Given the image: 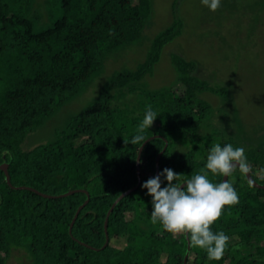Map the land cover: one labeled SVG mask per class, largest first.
Instances as JSON below:
<instances>
[{"label": "trees", "instance_id": "trees-1", "mask_svg": "<svg viewBox=\"0 0 264 264\" xmlns=\"http://www.w3.org/2000/svg\"><path fill=\"white\" fill-rule=\"evenodd\" d=\"M178 3L143 60L113 70L51 138L29 142L64 104L86 94L109 59L143 41L153 1L0 0V164H8L10 177L9 184L0 169V264L15 250L29 264H264V188L239 168L227 177L239 202L224 206L211 225L230 237L221 260L208 261L183 234L165 232L149 217L151 197L141 184L155 176L162 149L159 172L171 168L183 180L203 169L213 145L243 147L250 174L264 184V125L254 137L238 132L232 119L221 137L210 128L214 108L203 93L228 101L229 81L212 80V72L203 78L200 63L179 52L170 53L172 83L146 80L184 30ZM149 106L159 115L145 135L158 136L143 147L138 175L141 145L129 141ZM222 178L209 173L213 183ZM137 184L112 207L106 234L108 210Z\"/></svg>", "mask_w": 264, "mask_h": 264}, {"label": "rangeland", "instance_id": "rangeland-1", "mask_svg": "<svg viewBox=\"0 0 264 264\" xmlns=\"http://www.w3.org/2000/svg\"><path fill=\"white\" fill-rule=\"evenodd\" d=\"M152 1L153 18L144 32L143 41L129 47L118 59H109L86 94L64 104L52 119L31 135L29 142L51 138L56 126L92 100V94L99 90L104 78L113 70L123 66L133 68L145 58L152 37L173 18V0ZM178 2L177 12L185 21L184 30L164 46L152 76L146 78L147 82L158 87L175 80V71L169 61L171 52L196 59L202 66L197 70L198 75L209 78L212 72L215 76L212 80L229 81L234 90L228 101L211 92L203 93L206 95L203 98L214 108L210 128L221 131V137L223 126L232 119L238 125V132L254 137L264 125V0H222L215 12L202 5L200 0ZM19 262L29 264L23 250L13 251L7 264Z\"/></svg>", "mask_w": 264, "mask_h": 264}, {"label": "clouds", "instance_id": "clouds-1", "mask_svg": "<svg viewBox=\"0 0 264 264\" xmlns=\"http://www.w3.org/2000/svg\"><path fill=\"white\" fill-rule=\"evenodd\" d=\"M200 3L215 12L222 0H200ZM158 115L149 106L129 143L140 146ZM237 168L242 173L250 171L245 149L217 143L208 152L203 169L191 178L181 180L180 174L171 168L162 169L141 184L147 190L145 195L151 197V222L165 232L183 234L192 247L206 252L208 261L221 260L230 237L223 230L214 232L211 225L220 218L224 206L237 204L239 197L231 182L213 183L209 173L229 177Z\"/></svg>", "mask_w": 264, "mask_h": 264}, {"label": "water", "instance_id": "water-1", "mask_svg": "<svg viewBox=\"0 0 264 264\" xmlns=\"http://www.w3.org/2000/svg\"><path fill=\"white\" fill-rule=\"evenodd\" d=\"M156 136H158V135H153V136L147 138V139L141 144V146L139 147L138 155H137V159H136V167H137V173H138V175L140 174V158H141V154H142L143 147L145 146V144H146V142H147L148 140H150V139H152V138H154V137H156ZM166 144H167V142L165 143V145H166ZM162 152H163V149L157 154L156 159H155V162H156V172H155V175H157V174L159 173V159H160V156H161ZM7 167H8V164H7V163H2V164H0V169H2V170L5 172V178H6V181L10 184V177H9V174H8V171H7ZM245 175H246L247 180H248L251 184L255 185L256 187H262V188H264V184H260V183H258L257 181H255V179L252 177V175L250 174V172L245 173ZM224 180L226 181V180H227V177H224V176H223L222 181H224ZM222 181H221V182H222ZM138 184H139V182H138ZM138 184L135 185L134 187H132V188L126 190L125 192H123V193H122V194H121V195H120V196L114 201V203L112 204L111 208L108 210L107 215H106V217H105V222H104V227H105V232H106V234H107V219H108V216H109V214H110V212H111V210H112V207L116 204V202H117L122 196H124L125 194H127V193H129L130 191H132L133 189H135V188L138 186ZM181 187H183V185H182ZM20 188H23V186L20 187ZM71 192H73V191L70 190V191H68V192H66V193H64V194H61V195H67V194H69V193H71ZM87 200H88V199H87ZM87 200H86L82 205H80V206L78 207V209H77V211H76V213H75V215H74V217H73V219H72L71 225L73 224V222H74V220H75V218H76V216H77L79 210L83 207V205L87 202ZM70 228H71V227H70ZM106 243H107V237H106V242H105L104 244H106ZM186 257H187V255H186ZM186 257H185V258H186Z\"/></svg>", "mask_w": 264, "mask_h": 264}]
</instances>
